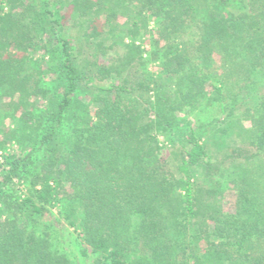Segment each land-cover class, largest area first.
<instances>
[{
    "label": "trees",
    "instance_id": "obj_1",
    "mask_svg": "<svg viewBox=\"0 0 264 264\" xmlns=\"http://www.w3.org/2000/svg\"><path fill=\"white\" fill-rule=\"evenodd\" d=\"M5 1L20 10L0 9V86L19 96L13 110L21 105L20 142L29 148L0 161V264H264V0H114L103 10L110 34L122 14L119 29L130 38L151 33L165 42L162 71L145 79L130 77V66L144 63L134 42L110 64L73 52L61 23L65 1L72 16L94 15L84 36L105 53L115 41L98 39L104 5ZM28 48L42 50L36 65L44 61L61 89L35 113L29 100L43 90L17 54ZM173 78V87L164 83ZM209 91L228 109L225 139H241L211 151L190 129L176 177L158 135ZM198 167L206 186L194 184ZM228 188L236 191L232 212L223 208ZM54 206L76 233L68 237L76 254L42 219Z\"/></svg>",
    "mask_w": 264,
    "mask_h": 264
},
{
    "label": "rangeland",
    "instance_id": "obj_2",
    "mask_svg": "<svg viewBox=\"0 0 264 264\" xmlns=\"http://www.w3.org/2000/svg\"><path fill=\"white\" fill-rule=\"evenodd\" d=\"M92 4V8H96L98 4H102V6L98 12V15L95 18V23L97 25L98 31H100L98 35V39L102 40L104 45L107 46L110 43V40L114 39L115 44L113 49L106 48L105 53L100 51L95 42L89 38H85L84 33L90 31V29L86 25V19L94 17V15L88 16H72L71 9H73V5L70 2L64 3V7L60 10L63 17L61 19V23L63 24V33L69 39H71V43L73 46V52L75 55L80 57V59L93 60L96 59L101 63L110 64L119 59L126 50V45L134 42L135 44H139L142 50V57L144 63L142 65L132 64L130 66L129 73H131L132 78L141 77L145 79L146 77L155 78V76L162 71V67L159 62L158 53H162V48L165 45L163 40H158L155 34L151 33H141V35L131 37L125 29H119V25L123 24L125 21V16L122 14H118L115 21L118 23L116 29L110 34L107 31V26L104 23L105 14L103 10L104 7L112 4L114 0H89ZM232 3L225 7L226 10H231L230 7ZM1 12L10 11L12 13H16L20 10L19 7H12L10 9L9 5L5 0L0 2ZM233 11V10H232ZM77 14V13H75ZM204 17V13H200L197 15V18ZM75 18V19H74ZM75 20V21H74ZM148 27L151 28L153 23L150 21L148 23ZM156 39L158 41H156ZM156 41V42H155ZM19 58L22 57L24 61L25 70H27L30 75H33L34 79H37V83L43 90V94L35 95L31 97L30 102L34 103V107L32 108V112L35 113L42 109V106L45 105L51 98H58L61 94L60 84L56 78V74L49 70L46 67V63L42 61L39 66L36 65L37 59L40 60L42 58V50L41 49H30L28 48L25 51H21L17 53ZM46 58V57H45ZM216 64L219 65L220 58L218 55H214ZM221 68L218 67L217 71L220 73ZM163 73V72H162ZM163 77V74H162ZM214 77V83L217 76H211V79ZM169 81H172L169 83ZM174 78L172 80L166 79L164 83L170 84L173 87ZM216 84V83H215ZM218 85V84H217ZM207 89L209 88L208 85ZM212 92L209 91L206 96L201 99L200 103L197 104L196 107L190 108L189 106L183 107L181 110L176 111V125L172 129L170 133L160 134L158 135L159 143L162 146V159L166 161L167 168L170 169L174 173L176 177L181 176L182 173L179 169L180 164V156L178 152L180 151V139L184 134H186L190 129L196 131V135L198 141L202 144H206L207 147L212 150L223 149L226 145L230 144L232 141L241 139V137H235L231 140L225 139V133L221 132L220 129L223 126L221 124L228 112L226 107H222L219 102L212 101ZM82 94V93H81ZM80 98H85V95H81ZM19 96L17 94L14 95H4L3 89L0 86V141L2 145L0 147V161L3 155L8 152H19V147L24 146L28 147L27 143L20 142L21 138L24 137L22 133L23 128L20 126V113H21V105L18 110L14 112L13 106L18 101ZM86 99V98H85ZM227 98L224 100L226 102ZM93 107L90 106V113H92ZM233 120L235 121V125H240L239 116H233ZM244 125H248L247 121L242 122ZM24 131V130H23ZM28 131V129H26ZM25 132V131H24ZM246 138V135L243 138ZM32 144V143H31ZM26 148V149H27ZM25 150V148H24ZM222 152V151H220ZM221 156V155H220ZM3 159V158H2ZM195 186H206L208 181L204 179L201 174V169L198 167L195 170ZM15 189L18 195H25L26 189L24 187V183H19L15 181ZM236 191L233 188H228L224 192L223 196V208L227 212H232L236 206ZM42 219L48 223H50L54 229L58 231L60 238L62 239V245L66 250L71 251L76 254V247L73 245H69L68 237L69 234H72L74 229L67 224V221L64 217L59 213L58 207H49L48 211L45 212ZM201 226H204L201 224ZM73 236H76V233H73ZM67 237V239H66ZM67 241V242H66ZM203 244V242H202ZM89 251V248H88ZM87 263H90V260L86 258Z\"/></svg>",
    "mask_w": 264,
    "mask_h": 264
}]
</instances>
